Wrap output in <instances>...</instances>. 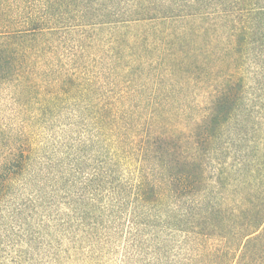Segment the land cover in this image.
Returning a JSON list of instances; mask_svg holds the SVG:
<instances>
[{
    "label": "trees",
    "instance_id": "1",
    "mask_svg": "<svg viewBox=\"0 0 264 264\" xmlns=\"http://www.w3.org/2000/svg\"><path fill=\"white\" fill-rule=\"evenodd\" d=\"M0 264H264V0H0Z\"/></svg>",
    "mask_w": 264,
    "mask_h": 264
}]
</instances>
